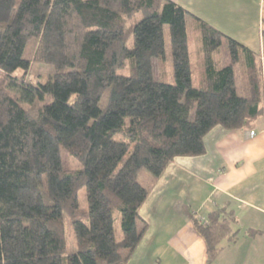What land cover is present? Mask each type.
<instances>
[{"label": "trees", "instance_id": "obj_1", "mask_svg": "<svg viewBox=\"0 0 264 264\" xmlns=\"http://www.w3.org/2000/svg\"><path fill=\"white\" fill-rule=\"evenodd\" d=\"M164 26L172 83L155 75ZM32 39V60L52 69L41 85L26 79ZM261 69L172 0H0V264H126L147 228L139 209L168 163L203 154L215 125L250 127L263 113ZM62 149L77 167L63 168ZM192 221L210 264L236 218L224 206Z\"/></svg>", "mask_w": 264, "mask_h": 264}, {"label": "crops", "instance_id": "obj_2", "mask_svg": "<svg viewBox=\"0 0 264 264\" xmlns=\"http://www.w3.org/2000/svg\"><path fill=\"white\" fill-rule=\"evenodd\" d=\"M172 1L256 55L263 113L250 127L215 125L203 154L168 163L139 209L147 228L126 264H208L192 219L224 206L237 233L210 264H264V0Z\"/></svg>", "mask_w": 264, "mask_h": 264}, {"label": "rangeland", "instance_id": "obj_3", "mask_svg": "<svg viewBox=\"0 0 264 264\" xmlns=\"http://www.w3.org/2000/svg\"><path fill=\"white\" fill-rule=\"evenodd\" d=\"M141 17H142L141 13H138L135 16H133L132 19H130V22H135V21L139 20ZM164 37H165V41H166L165 63L161 64V63H157L155 61V75H156V77H159L160 73H162V71H164L165 74L162 76V80H166V81L172 83L173 82V79L171 77V74H172V58H171V54H170L169 36H168V27L167 26H164ZM131 42H132V39L130 38V40L128 41V44H131ZM36 47H37V39L30 40L26 46L24 56L32 60L33 53H35ZM221 51H222L221 54H219L218 56H220L222 63L224 65L229 64L228 53H227L225 44H223ZM190 55L192 58V69L197 75L198 72L200 71L201 66H200V62H199L200 60L197 56L196 43L195 42H192V44H191ZM31 62L32 63L30 65V68L26 74V79L31 81V82L38 81V83L41 85L44 82H46L47 79L49 78V76L51 75V73H52L51 66L47 65L45 63H40L39 61H35V60H32ZM127 62L128 63L125 66V68L120 70V72H122L124 74H127L129 72L130 62L129 61H127ZM19 73H21V71H18V74ZM195 73H194V75H195ZM198 76L199 75H197L196 77H198ZM106 100H107V93L102 97L100 104L104 105ZM39 102H40L39 104H44L45 102H48V100L46 98V99L41 100ZM61 152H62L63 168L71 169V168L78 166V162L73 157H71L65 150L62 149ZM146 175H147V173L145 171H143L140 174L141 182H145ZM65 223H66L65 235H66L67 249L71 250L73 248V246L75 245V242H74L73 234H72L70 226H69V220H67V218H66Z\"/></svg>", "mask_w": 264, "mask_h": 264}, {"label": "built area", "instance_id": "obj_4", "mask_svg": "<svg viewBox=\"0 0 264 264\" xmlns=\"http://www.w3.org/2000/svg\"><path fill=\"white\" fill-rule=\"evenodd\" d=\"M254 132L253 131H250V134L252 135Z\"/></svg>", "mask_w": 264, "mask_h": 264}]
</instances>
